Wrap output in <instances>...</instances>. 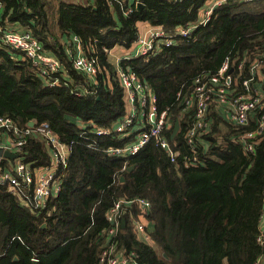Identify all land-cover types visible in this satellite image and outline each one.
Wrapping results in <instances>:
<instances>
[{"label": "trees", "instance_id": "1", "mask_svg": "<svg viewBox=\"0 0 264 264\" xmlns=\"http://www.w3.org/2000/svg\"><path fill=\"white\" fill-rule=\"evenodd\" d=\"M131 1L133 12L123 16L118 6L112 12L103 0H95L93 6L68 0H0V26L18 24L29 30L68 73V82L59 78L51 87L29 61L0 42V116L19 127L30 121L47 124L71 147L58 196L49 200L43 214L21 206L18 197L0 185V264H98L100 244L106 241L102 236L108 226L106 211L121 198L151 203L147 218L151 245L138 242L129 225L109 239L134 252L139 264H255L264 255L257 242L264 213V130L253 153H245L238 138L254 130L256 116L241 127L212 107L209 130L199 137L208 144L206 152H200L205 165L185 168L181 158L189 148L183 136L193 111H183L176 103L180 89L186 90L201 72L215 74L227 56L234 65L243 63L240 75L234 72L237 80L248 78L251 53L264 44V0H226L188 38H176L148 60L124 62L153 90L158 111L169 109L176 115L179 131L171 144L180 153L171 163L150 143L126 164L124 159L106 157L103 150L131 142L134 134L125 139L116 133L81 137L88 132L84 129H110L125 113V94L102 48L129 49L140 22L160 26L171 35L194 24L208 0ZM136 3L143 8L138 10ZM50 19L56 20L60 33L77 36L87 56L97 55L103 76L96 94L73 93L74 88L94 86L73 70ZM261 73L255 86L264 94V70ZM171 132L165 134L168 140ZM21 158L32 168L48 164L42 138L29 137ZM0 163L7 166L6 160Z\"/></svg>", "mask_w": 264, "mask_h": 264}, {"label": "built area", "instance_id": "2", "mask_svg": "<svg viewBox=\"0 0 264 264\" xmlns=\"http://www.w3.org/2000/svg\"><path fill=\"white\" fill-rule=\"evenodd\" d=\"M113 12L114 6H118L121 14L127 16L134 10L133 4H124V0H103ZM183 1V0H176ZM226 0H208L200 8L198 19L194 24L178 28L173 34L167 35L162 27L151 26L147 23L146 29L138 30V37L134 44L117 54L114 46L104 49L107 60L114 69V74L125 94V113L121 120L110 129H84L96 137H110L121 134L125 139L134 134L131 142L123 145L110 146L103 150L106 157L110 159H127L137 155L148 144L162 150L171 163H175L180 153L174 149L165 134L173 130L175 121L178 119L169 109L159 112L157 99L153 90L137 75L129 69L124 62L133 58H144L148 60L164 47L172 46L176 38H188L190 32L199 26L205 25L214 9ZM251 2V0H243ZM85 3L93 6L95 0H78L77 3ZM137 4V3H136ZM135 4V7H136ZM0 42L10 46L18 52L23 60L29 61L37 76L49 86L56 85L65 65L54 54L43 49L38 40L29 30H19L13 26H0ZM95 48L96 47V41ZM64 52L69 59L74 71L87 79L92 88L83 87V90L74 88L73 93L77 97L96 94L99 87L98 78L103 76L97 55L87 56L81 40L77 36H71L65 44ZM252 59L248 67V78L241 82L234 76L236 71L239 75L243 70V63L236 65L232 63L229 56L225 57L215 74L201 72L196 75L186 90L180 89L176 94V103L183 111L192 110V123L183 136L189 148V154L181 158L185 168L204 167L205 162L200 152L204 154L208 144L203 143V134L210 127V111L214 110L227 122L237 126H247L250 118L255 115L256 122L253 131L239 135L245 153H253L258 138L264 130V94L255 86L262 79L264 70V44L255 47L251 53ZM68 82V79L66 78ZM240 85V89H238ZM184 113V112H183ZM179 131V129H178ZM177 131V133H178ZM176 133V134H177ZM37 134L42 141L49 156V162L45 167L32 168L23 162L21 154L26 141L32 135ZM172 134V132H171ZM93 144H88L92 147ZM15 154L14 159H6L5 153ZM0 162L7 161V166L0 167V185L5 186L7 191L18 197L21 206L29 208L37 214L46 212L49 200L56 198L61 188V176L66 168L71 147L59 139L47 124L32 127H19L12 119L0 116ZM8 158V157H7ZM1 164V163H0ZM125 167L123 170H126ZM37 170V171H35ZM152 208L147 199L121 198L114 202L113 206L106 211L105 220L107 228L102 232L105 242L100 244L98 264H139L134 252L127 251L118 243L109 239L119 235L124 226L132 227L133 237L145 245H151L150 229L147 222ZM127 217V220L125 219ZM260 236L258 244L264 251V220L261 217ZM264 264V255L255 262Z\"/></svg>", "mask_w": 264, "mask_h": 264}, {"label": "crops", "instance_id": "3", "mask_svg": "<svg viewBox=\"0 0 264 264\" xmlns=\"http://www.w3.org/2000/svg\"><path fill=\"white\" fill-rule=\"evenodd\" d=\"M69 1V0H68ZM72 2H74L75 4H80L81 2H79V3H77L78 2V0H73ZM129 3L130 4H133V2L130 0L129 1ZM138 4V3H137ZM137 4H136V6H137ZM137 8V7H136ZM1 14H2V8H0V16H1ZM8 26H13V27H15V28H17V29H19L20 31L21 30H25V28H22L20 25H18V24H14V25H8ZM147 28V26H146V24L145 23H142V22H140V23H137V30H143V29H146ZM54 35H55V37H58L59 38V41L61 42V44H63V48L65 49V44L69 41V39L71 38V36L72 35H69V34H63V33H60L58 30H57V28H55V23H54ZM31 33V32H30ZM32 34V33H31ZM115 51H116V53L117 54H120V53H122L123 51H125V49L123 48V47H121V46H117V47H115ZM67 75H68V73L66 72V70L64 69V71L61 73V74H58V76L60 77V78H64L65 80H66V78H67ZM70 82V81H69ZM30 122H33V121H30ZM28 124H29V122H28ZM27 124V125H28ZM6 154L7 155H11V156H14V157H16L15 156V154H11V153H9V152H6ZM1 155V154H0ZM5 156V155H4ZM8 156H5V158L6 159H14V157L13 158H7ZM47 165V164H46ZM45 165V166H46ZM45 166H42V167H45ZM41 167V168H42ZM39 169V168H38ZM35 171H37V170H35Z\"/></svg>", "mask_w": 264, "mask_h": 264}, {"label": "water", "instance_id": "4", "mask_svg": "<svg viewBox=\"0 0 264 264\" xmlns=\"http://www.w3.org/2000/svg\"><path fill=\"white\" fill-rule=\"evenodd\" d=\"M136 7H137L138 10H141V9L143 8V5L140 4V3H138ZM33 124H34V122H29L28 126H29V127H32ZM178 129H179L178 121H175L174 126H173V130H172V134H171V140H172L173 137L176 135ZM5 156H8V158H13V157H14V156H11V155H7L6 153H5ZM132 169H133V167H129V168L127 169V171H131ZM120 181H124V178L121 177V178H120ZM263 220H264V213H263ZM124 227H125V226H124V222H122V226H121V228L124 229ZM42 228H45V225H43Z\"/></svg>", "mask_w": 264, "mask_h": 264}, {"label": "rangeland", "instance_id": "5", "mask_svg": "<svg viewBox=\"0 0 264 264\" xmlns=\"http://www.w3.org/2000/svg\"><path fill=\"white\" fill-rule=\"evenodd\" d=\"M69 1H73V0H69ZM54 23H55V28H56V20L55 19H50V25L52 27V30L54 31Z\"/></svg>", "mask_w": 264, "mask_h": 264}]
</instances>
